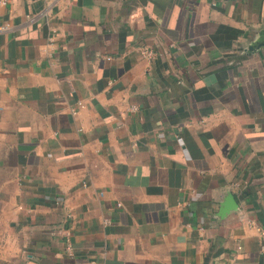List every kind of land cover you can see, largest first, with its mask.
Listing matches in <instances>:
<instances>
[{
	"label": "crops",
	"instance_id": "0c3cea01",
	"mask_svg": "<svg viewBox=\"0 0 264 264\" xmlns=\"http://www.w3.org/2000/svg\"><path fill=\"white\" fill-rule=\"evenodd\" d=\"M6 24L0 264H264V0H11Z\"/></svg>",
	"mask_w": 264,
	"mask_h": 264
},
{
	"label": "built area",
	"instance_id": "2783aa9c",
	"mask_svg": "<svg viewBox=\"0 0 264 264\" xmlns=\"http://www.w3.org/2000/svg\"><path fill=\"white\" fill-rule=\"evenodd\" d=\"M11 0H0V4L2 5H6L10 2ZM13 26H11L10 24H6V25H0V32H6L9 31L10 29H12ZM144 54L150 55V52L146 49L143 50ZM84 106V103L82 101H79L77 103V106L72 110L73 115H77L80 108H82ZM132 111H136L137 110V106H132L131 107ZM238 184H236L235 186H237ZM107 224H109V220L106 221ZM258 233H259V238H260V249L264 252V226L263 225H256L255 226ZM70 250V248H68Z\"/></svg>",
	"mask_w": 264,
	"mask_h": 264
},
{
	"label": "water",
	"instance_id": "95a60500",
	"mask_svg": "<svg viewBox=\"0 0 264 264\" xmlns=\"http://www.w3.org/2000/svg\"><path fill=\"white\" fill-rule=\"evenodd\" d=\"M261 45H264V42H261ZM236 208V200L234 195L229 194L225 202L222 204L221 216L226 215L228 212Z\"/></svg>",
	"mask_w": 264,
	"mask_h": 264
}]
</instances>
